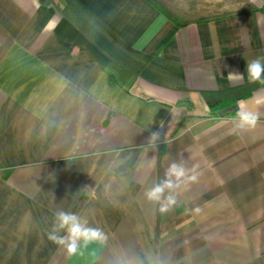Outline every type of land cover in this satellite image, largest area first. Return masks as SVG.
Instances as JSON below:
<instances>
[{
	"label": "crops",
	"instance_id": "crops-1",
	"mask_svg": "<svg viewBox=\"0 0 264 264\" xmlns=\"http://www.w3.org/2000/svg\"><path fill=\"white\" fill-rule=\"evenodd\" d=\"M258 56L264 0H0V264H264ZM174 162L200 178L161 214ZM59 209L107 239L69 257Z\"/></svg>",
	"mask_w": 264,
	"mask_h": 264
},
{
	"label": "clouds",
	"instance_id": "clouds-1",
	"mask_svg": "<svg viewBox=\"0 0 264 264\" xmlns=\"http://www.w3.org/2000/svg\"><path fill=\"white\" fill-rule=\"evenodd\" d=\"M247 81L248 83L264 84V56L247 61ZM244 74L229 73V82H239ZM254 102L259 105L264 103V97L254 98ZM236 127L239 130L247 131L254 129L260 120L257 111L250 110L243 101L237 102V111L234 116ZM153 135H156L153 133ZM196 165L191 169L186 168L182 163H172L164 173V179L159 183H154L147 188L143 195L150 202L160 204L159 212L166 214L174 209L177 204L176 195L182 186L187 187L199 181L200 173ZM194 213H199V208L192 209ZM63 233V234H61ZM47 239L64 248L69 257L82 255L83 250L90 244L102 243L107 239L106 234L99 227L89 226L86 218L80 215L59 209L54 213V221L51 230L47 233Z\"/></svg>",
	"mask_w": 264,
	"mask_h": 264
}]
</instances>
